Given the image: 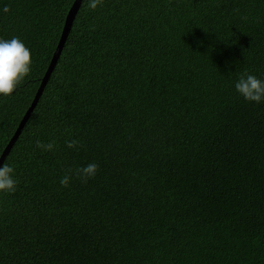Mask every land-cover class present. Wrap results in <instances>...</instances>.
<instances>
[{
	"label": "trees",
	"instance_id": "1",
	"mask_svg": "<svg viewBox=\"0 0 264 264\" xmlns=\"http://www.w3.org/2000/svg\"><path fill=\"white\" fill-rule=\"evenodd\" d=\"M74 1L0 0V38L32 60L0 97V156ZM86 2L4 160L19 183L0 194V264H264V103L232 87L264 79V0ZM89 162L94 178L59 184Z\"/></svg>",
	"mask_w": 264,
	"mask_h": 264
},
{
	"label": "clouds",
	"instance_id": "2",
	"mask_svg": "<svg viewBox=\"0 0 264 264\" xmlns=\"http://www.w3.org/2000/svg\"><path fill=\"white\" fill-rule=\"evenodd\" d=\"M103 3V0H87L88 10H96ZM0 11L7 12V6ZM32 66L31 53L24 42L18 37L10 39L0 38V97H9L17 86L30 74ZM235 79L232 87L235 93L246 103L259 105L264 103V79L251 74L246 70L235 71ZM76 141H69L66 147L74 148ZM34 146L42 152H51L55 149V142L34 140ZM98 165L94 162L76 168L71 175L65 174L59 184L67 187L73 177H78L83 182L95 177ZM19 181L16 178L15 167L11 163L0 164V194H11L16 191Z\"/></svg>",
	"mask_w": 264,
	"mask_h": 264
},
{
	"label": "water",
	"instance_id": "3",
	"mask_svg": "<svg viewBox=\"0 0 264 264\" xmlns=\"http://www.w3.org/2000/svg\"><path fill=\"white\" fill-rule=\"evenodd\" d=\"M81 2L82 0H75L72 7L70 8L67 16H66V20H65V24H64V28L62 30V33H61V37H60V40H59V43L56 47V50L54 52V55H53V58H52V61L47 69V72L39 86V89L30 105V107L27 109V111L25 112L22 120L20 121L13 137L11 138V140L9 141L8 145L6 146V148L4 149V151L2 152L1 156H0V164H3L7 154L9 153L10 149L12 148V146L14 145V143L16 142V140L18 139L21 131H22V128L24 127V125L26 124V122L28 121L31 113L33 112L35 106L37 105V102L39 101L42 93H43V90H44V87L50 77V74L56 64V61L58 59V56L61 52V49H62V46L68 36V33L71 29V26H72V22H73V19L76 15V13L78 12V9L81 5Z\"/></svg>",
	"mask_w": 264,
	"mask_h": 264
}]
</instances>
